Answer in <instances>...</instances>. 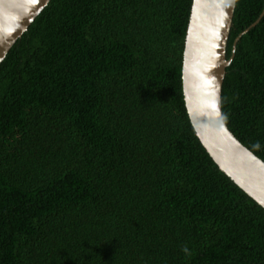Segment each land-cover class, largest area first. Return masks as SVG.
I'll list each match as a JSON object with an SVG mask.
<instances>
[{"label": "trees", "instance_id": "1", "mask_svg": "<svg viewBox=\"0 0 264 264\" xmlns=\"http://www.w3.org/2000/svg\"><path fill=\"white\" fill-rule=\"evenodd\" d=\"M191 6L51 0L14 43L0 65V264H264V210L185 108ZM263 11L236 2L221 107L264 162Z\"/></svg>", "mask_w": 264, "mask_h": 264}, {"label": "water", "instance_id": "2", "mask_svg": "<svg viewBox=\"0 0 264 264\" xmlns=\"http://www.w3.org/2000/svg\"><path fill=\"white\" fill-rule=\"evenodd\" d=\"M50 1L0 0V65ZM236 2L192 0L182 52V93L189 121L206 154L264 210V162L235 138L222 115L223 82L234 57L227 60L225 54ZM263 16L264 11L260 19Z\"/></svg>", "mask_w": 264, "mask_h": 264}, {"label": "clouds", "instance_id": "3", "mask_svg": "<svg viewBox=\"0 0 264 264\" xmlns=\"http://www.w3.org/2000/svg\"><path fill=\"white\" fill-rule=\"evenodd\" d=\"M256 147H259V145H256ZM182 251L185 253V255H189V254H190V253H189V249H188L187 246H185V247L182 249Z\"/></svg>", "mask_w": 264, "mask_h": 264}]
</instances>
